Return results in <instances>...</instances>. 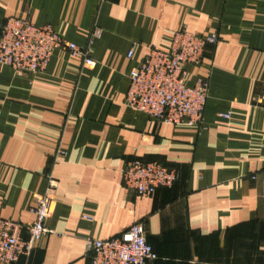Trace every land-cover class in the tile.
Instances as JSON below:
<instances>
[{"label": "crops", "instance_id": "1", "mask_svg": "<svg viewBox=\"0 0 264 264\" xmlns=\"http://www.w3.org/2000/svg\"><path fill=\"white\" fill-rule=\"evenodd\" d=\"M10 17L50 23L80 46L101 29L93 67L65 49L43 72L0 63V217L30 223L48 175L58 182L52 232L17 264H91L88 238L137 221L154 264H264V0H0V23ZM182 30L219 37L186 66L188 86L209 79L201 125L125 102L131 69ZM135 157L179 180L151 197L126 191Z\"/></svg>", "mask_w": 264, "mask_h": 264}, {"label": "built area", "instance_id": "2", "mask_svg": "<svg viewBox=\"0 0 264 264\" xmlns=\"http://www.w3.org/2000/svg\"><path fill=\"white\" fill-rule=\"evenodd\" d=\"M101 29L94 27L88 42L80 46L65 39L50 23L37 24L30 17H10L0 23V63L11 66L17 74L43 72L54 52L65 49L95 66L91 55L95 38ZM217 34L201 36L182 30L174 35L171 48H152L144 60L129 73L126 104L147 113L160 122L201 125L209 93V79L199 76L193 86L185 82L188 64L200 65L206 50L218 41ZM136 43L128 56L132 57ZM264 106V105H263ZM228 118L229 113H220ZM58 154H65L58 151ZM180 177L178 170L159 161L133 158L123 169L126 191L151 197L159 188L172 187ZM58 182L50 173L43 194L30 207V223L0 217V264H17L30 256L36 242L52 232L47 221L51 216ZM27 237H24V233ZM91 264H154L158 255L148 242L142 222L132 223L120 235L88 238Z\"/></svg>", "mask_w": 264, "mask_h": 264}]
</instances>
